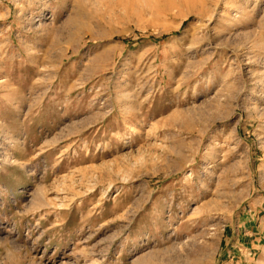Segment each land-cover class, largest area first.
Here are the masks:
<instances>
[{
	"label": "rangeland",
	"instance_id": "rangeland-1",
	"mask_svg": "<svg viewBox=\"0 0 264 264\" xmlns=\"http://www.w3.org/2000/svg\"><path fill=\"white\" fill-rule=\"evenodd\" d=\"M0 264H264V0H0Z\"/></svg>",
	"mask_w": 264,
	"mask_h": 264
},
{
	"label": "bare ground",
	"instance_id": "bare-ground-1",
	"mask_svg": "<svg viewBox=\"0 0 264 264\" xmlns=\"http://www.w3.org/2000/svg\"><path fill=\"white\" fill-rule=\"evenodd\" d=\"M212 239H214V237H212ZM203 247H206V244H201ZM202 246H201V248H202Z\"/></svg>",
	"mask_w": 264,
	"mask_h": 264
}]
</instances>
